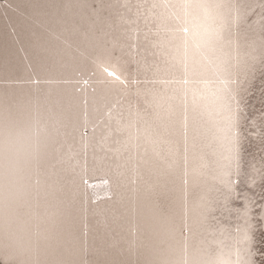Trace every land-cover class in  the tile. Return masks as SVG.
Listing matches in <instances>:
<instances>
[{
	"label": "bare ground",
	"instance_id": "1",
	"mask_svg": "<svg viewBox=\"0 0 264 264\" xmlns=\"http://www.w3.org/2000/svg\"><path fill=\"white\" fill-rule=\"evenodd\" d=\"M169 2L176 0H0V94L48 99L67 112L55 151L41 169L39 197L28 164L30 133L22 129L17 136V236L26 238L24 221L34 211L43 213L47 200L67 208L66 241H75L86 261L136 264L146 224L189 237V251L204 249L213 264L236 261L235 229L243 221L234 209L243 200L233 198L228 182L235 192L254 197L264 187V0H207L224 7L203 25L219 30L226 78L235 81L229 87L238 171L224 159L208 115L194 121L189 113L187 129L178 115L166 117L160 98L172 95L171 86L160 83L166 78L157 71L163 68L161 50L153 47L155 34L162 39L164 33L157 20L149 19L147 27L143 18L137 20L135 6ZM100 47L111 50L105 67L123 83L109 82L93 63ZM189 79L197 91L205 90L202 81L211 90L218 86L211 73ZM146 129L155 144L146 139ZM257 213L254 205V239L261 231ZM238 247L242 261L255 259L246 245ZM7 251L18 255L14 244ZM4 252L0 243V264Z\"/></svg>",
	"mask_w": 264,
	"mask_h": 264
},
{
	"label": "snow or ice",
	"instance_id": "2",
	"mask_svg": "<svg viewBox=\"0 0 264 264\" xmlns=\"http://www.w3.org/2000/svg\"><path fill=\"white\" fill-rule=\"evenodd\" d=\"M135 7L137 20L143 18L146 27L149 19L157 20L164 33L162 39L159 32L155 34L157 40L153 47L161 50L163 68L157 71L163 73L166 78L161 79L160 83L171 86L172 95L160 98L166 117L171 120L173 116L178 115L183 127L187 129L189 113L194 121L208 115L216 129L214 139L220 142L226 153L224 159L229 162V166L235 163L238 171L239 147L237 134L233 131L236 124V110L233 107L235 96L229 87L235 81L226 78L229 72L228 60L225 59L224 40L219 30L203 27L207 21H215L213 13L224 5L207 0H176L169 3L138 4ZM156 9L163 11L156 12ZM144 39L148 40V34H145ZM232 46L229 39L227 47ZM196 55L199 56L198 60L195 59ZM111 59V50L104 47H100L92 57L93 63L103 69L107 77L112 78L109 82L123 83L116 71L105 67V64L111 65ZM255 59L252 57V60ZM204 73H211L218 86L211 90L208 87L210 82L202 81L205 90L189 88L192 83L189 78ZM66 119V109L58 102L37 97L18 98L8 93L0 94V231L3 233L0 243L5 249L4 264H97L96 261H86L83 258L82 249L75 241H66L69 214L63 202L49 204L45 200L43 213L34 211L29 219L24 221L21 230L26 238L17 236L13 231V225L19 220L16 207L19 197L15 191L16 179L12 159L17 136L22 129L30 133L28 164L31 175L35 177L39 197L41 169L55 151L56 138L64 128ZM145 137L151 143H156L152 140L150 129H146ZM224 175L227 176L228 173ZM228 186L233 198L243 200V207L234 209L238 219L243 221L235 229L237 236L234 238V264H264V187L258 197H254L248 193L235 192L232 182H228ZM47 195L45 193V196ZM257 198L261 201L259 204L256 202ZM254 205L258 209L257 220L261 225L257 239L249 234L252 228L250 213ZM39 207L38 200L37 208ZM144 233L137 244V248L142 249V252L136 264H213L205 259L204 249L197 247L190 252L189 237L178 234L174 229L166 228L160 231L153 225L146 224ZM13 244L18 250V255L7 251ZM239 245H246L244 251L255 259L250 262L242 261Z\"/></svg>",
	"mask_w": 264,
	"mask_h": 264
},
{
	"label": "rangeland",
	"instance_id": "3",
	"mask_svg": "<svg viewBox=\"0 0 264 264\" xmlns=\"http://www.w3.org/2000/svg\"><path fill=\"white\" fill-rule=\"evenodd\" d=\"M261 108H264V104L261 106Z\"/></svg>",
	"mask_w": 264,
	"mask_h": 264
},
{
	"label": "water",
	"instance_id": "4",
	"mask_svg": "<svg viewBox=\"0 0 264 264\" xmlns=\"http://www.w3.org/2000/svg\"><path fill=\"white\" fill-rule=\"evenodd\" d=\"M84 81H85V83H87L86 81H87V79H84Z\"/></svg>",
	"mask_w": 264,
	"mask_h": 264
}]
</instances>
